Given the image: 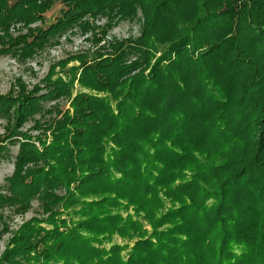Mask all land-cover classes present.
I'll use <instances>...</instances> for the list:
<instances>
[{
	"label": "trees",
	"instance_id": "trees-1",
	"mask_svg": "<svg viewBox=\"0 0 264 264\" xmlns=\"http://www.w3.org/2000/svg\"><path fill=\"white\" fill-rule=\"evenodd\" d=\"M139 13L138 38L106 40ZM73 29L96 49L0 94V223L42 208L0 264H264V0H0V54ZM115 235L139 238L128 259Z\"/></svg>",
	"mask_w": 264,
	"mask_h": 264
},
{
	"label": "rangeland",
	"instance_id": "rangeland-1",
	"mask_svg": "<svg viewBox=\"0 0 264 264\" xmlns=\"http://www.w3.org/2000/svg\"><path fill=\"white\" fill-rule=\"evenodd\" d=\"M58 10L59 7L47 14L46 25H50L55 21V18L58 16ZM141 18L142 15L139 13L138 19H135L134 21H121L109 32L106 40L111 41L113 38L119 40H125L129 37L135 39L138 38L141 35ZM105 21H101L98 24L103 25ZM16 26V28H20L19 24ZM33 27H35V25ZM12 31L14 32L15 37L19 34L26 33L25 29L20 32H15L14 30ZM73 31H69L62 36L52 39L50 44L40 50L33 58L27 60H22L21 58L12 54H0V94L6 95L11 90L18 92V79H21L27 85L28 89L31 90L49 73L50 68L54 64L66 60L70 56L77 53L91 52L96 49L94 48L95 44L92 42L93 36L91 32L82 33L78 29H73ZM101 44H104V42ZM77 65H79V62L72 61L69 63L67 69ZM57 71H60V69L58 68ZM41 85H43V83ZM80 90V86L76 83L75 93ZM82 91L88 92L87 90ZM57 102L58 101L49 100L44 102L43 106L45 109H49ZM61 102L64 104L66 103L67 107H69V103H67V101L62 100ZM36 118L39 119L40 116H37ZM6 125V118L0 117V141L5 134ZM33 125V121L27 122L23 128V131L31 129ZM37 134V132H33V135ZM7 147L8 153L0 161V189L4 190L5 192H7L8 188L7 179L10 178L14 173V161L15 156L18 153L17 144H11ZM167 207H170V203L167 204ZM11 211L13 210L6 208L3 212L4 215L8 216L6 223L10 228V232H5L3 225L0 223V256L4 253L7 245L9 244L13 232L16 231L23 223L31 220L33 217H36L38 214H41L42 208L37 201H34L31 209L26 214L11 213ZM129 213L133 214L132 211ZM123 214L124 216L127 215L125 212H123ZM40 217L42 218V216H39V218ZM144 224L145 228L151 232V227L145 221ZM43 226L47 227L46 224H43ZM138 239L139 238H135L134 240L129 241L122 239L118 235H115L111 241H106L104 243V247L109 249L114 244H119L122 246L127 245L129 248L125 250L122 255L124 259H128L130 250Z\"/></svg>",
	"mask_w": 264,
	"mask_h": 264
}]
</instances>
